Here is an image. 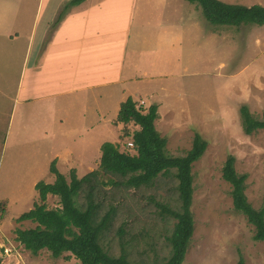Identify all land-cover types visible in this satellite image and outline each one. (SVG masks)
<instances>
[{"label":"rangeland","instance_id":"obj_1","mask_svg":"<svg viewBox=\"0 0 264 264\" xmlns=\"http://www.w3.org/2000/svg\"><path fill=\"white\" fill-rule=\"evenodd\" d=\"M38 1L0 0L2 263L81 264L74 257L55 259L47 250L31 254L17 241L16 231L36 225L17 219L40 203L37 183L55 182L52 162L70 182L72 170L83 178L99 169V143L111 142L121 152L137 154L132 138L125 134L139 127L114 124L122 102L132 97L138 108L158 107L156 129L167 140L168 156L185 157L196 134L208 143L203 157L192 167L194 234L183 264H238L240 259L245 264H264V241L255 240V228L234 208L232 186L223 178L224 165L233 156L236 172L247 176L248 202L256 210L264 206V130L247 135L241 117V107L247 106L255 119L264 121V25H212L199 5L170 0L172 47L170 53L163 51L167 58L158 65L157 73L143 78L156 68L146 62L154 42H143L136 54H128L126 62L127 66L129 61L138 64L139 80L116 89L118 94L107 106L98 105L104 113L100 117L85 98L82 108L71 111L61 122L53 103L26 100L43 91L33 88L32 60L48 14L60 0H46L41 18ZM220 1L264 5V0ZM122 26H127V19ZM28 48L32 49L31 63L21 90ZM91 126L105 131L96 133ZM102 180L104 185L95 193L102 206L100 214L115 210L110 229L101 237L104 249L114 257L125 254L132 264H166L171 256L168 238L177 220L164 208L176 212L181 206L176 171L139 189L110 184V180L124 182L120 177L104 175ZM87 201L85 188L78 202L86 206ZM47 205L60 208V200L49 196Z\"/></svg>","mask_w":264,"mask_h":264},{"label":"trees","instance_id":"obj_2","mask_svg":"<svg viewBox=\"0 0 264 264\" xmlns=\"http://www.w3.org/2000/svg\"><path fill=\"white\" fill-rule=\"evenodd\" d=\"M87 0H71L67 5L79 6ZM201 7L206 20L216 26L264 25V5L251 7L227 4L220 0H185ZM158 107L151 106L148 110L137 107V103L129 97L121 104L120 112L114 122L116 126L134 124L139 130L125 136L132 138L133 148L137 154L121 152L111 142L101 146L102 157L99 169L83 178H79L76 170H72L70 182L52 162L50 171L56 180L52 184L43 181L36 184L40 203L33 209L22 214L18 223L31 222L36 226L31 229L17 230V241L31 254L38 255L41 251H49L55 259L74 257L81 264H132L125 254L119 257L110 255L101 244L103 233L108 231L115 218V210L111 209L101 216L102 206L96 200V190L104 185L102 177L110 175L124 180L111 181L110 184L139 189L151 186L160 176L176 171L179 182L180 210L171 211L164 208L177 222L168 238L171 256L166 264H183L194 234L193 204V164L199 161L208 146L201 135L196 134L192 149L185 157L167 155V140L156 129ZM244 132L247 135L264 130V121L255 119L247 106L241 107ZM235 158L228 157L223 178L232 186L234 208L242 213L255 228V240L264 241V206L254 209L248 202L245 191L246 175H239L235 169ZM88 191L86 206L78 202L81 192ZM49 196L60 200V208L49 209ZM5 202L0 207H3ZM4 211V210H3ZM3 215L0 216V219ZM69 254L68 256H65ZM0 264L2 260L0 259ZM238 264H245L240 259Z\"/></svg>","mask_w":264,"mask_h":264},{"label":"crops","instance_id":"obj_3","mask_svg":"<svg viewBox=\"0 0 264 264\" xmlns=\"http://www.w3.org/2000/svg\"><path fill=\"white\" fill-rule=\"evenodd\" d=\"M70 2L60 0L48 14L32 60L33 88L43 91L26 99H37L46 105L53 103L61 122L71 111H79L87 99L100 117L104 113L98 105L107 106L118 94H115L116 89L139 80L138 64L129 61L127 66L126 62L128 54H136L143 42H154L146 62L152 68L156 67L151 74L145 72L143 78L150 79L157 73L158 65L167 58L163 51L167 49L170 53L172 47L170 25L174 21L170 0H87L67 10ZM45 4L46 0L38 1L40 18ZM126 19L127 26L124 27L122 24ZM31 50L28 48L25 56L21 90L30 69ZM76 106L79 107L77 110ZM92 130L97 133L105 128L97 126ZM101 146L99 143V150Z\"/></svg>","mask_w":264,"mask_h":264}]
</instances>
